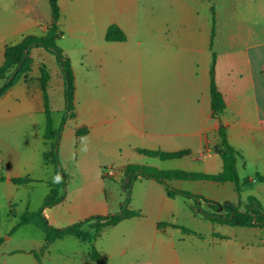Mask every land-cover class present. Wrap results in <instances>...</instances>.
Listing matches in <instances>:
<instances>
[{
  "label": "crops",
  "instance_id": "1",
  "mask_svg": "<svg viewBox=\"0 0 264 264\" xmlns=\"http://www.w3.org/2000/svg\"><path fill=\"white\" fill-rule=\"evenodd\" d=\"M41 1L0 0V64L6 47L18 44L27 36L46 34L52 22L51 11L42 8ZM124 2L141 4V0ZM111 4L115 5L114 2ZM159 6L162 9L156 10L158 17L165 18L166 22L187 24V28H174L172 32V39L183 37L182 41L187 45L180 46L179 40H175L172 45L158 46L155 52L150 50L159 86L156 95H129L128 101L123 100L122 110L109 113L105 118L97 116L98 107L93 106L86 113L89 121L81 125L88 130L85 137H106L108 149L113 154L118 153L120 167L138 164L132 159L137 158L133 154L144 156L140 150L189 151L180 159L162 162H168L169 167L162 164L155 167L164 171L217 175L223 165L215 148L220 142L219 128L223 126L229 144L240 154L236 164L239 179H248L249 183L242 186L240 193L233 183L218 184L206 180H176L173 181L177 185L175 189L219 204L231 202L239 208L246 207L241 206L245 203H240L244 195L264 205V181L258 178H264V0H157ZM59 8L61 12V0ZM212 10L216 15L213 41ZM195 22L197 29L192 26ZM213 52L216 55L215 82L226 103L219 119H214L211 114ZM32 71L27 79H20L0 97V122L12 123L25 116L34 119L31 121L33 130L36 118L41 121L44 118L46 125L40 74L36 79L31 78ZM34 81L35 85L30 87V82ZM50 82L51 74L47 87L51 109ZM62 88L63 83H60L57 89L61 92ZM4 163L0 158V238L3 239L0 264H122L125 258L123 264H264V236L259 227L229 226L203 217L200 219L194 209L185 212L186 209L172 208L176 199L168 197L167 193L166 198H161L165 205L151 209L156 220L148 224L136 223L132 240L129 239L132 249L142 250L149 246L151 253L147 256L127 258L128 248L122 246L117 249L119 253H99L98 259L93 260L92 252L98 251L90 241L84 243L67 236L47 245L43 232L42 235L29 232L24 229L28 225L11 232L18 220L17 215L9 213V199L19 188L12 179L29 178L27 175L32 171L23 165L32 164L29 158H24L23 163L10 159L6 168ZM44 212L48 217L47 210ZM181 212L200 228H186L185 224L170 220H175ZM4 218L9 226H3ZM146 227L152 232L148 234ZM183 229H191L192 233H184ZM66 238L77 240L76 251L50 252L56 242H69ZM81 244L90 245V251H83Z\"/></svg>",
  "mask_w": 264,
  "mask_h": 264
},
{
  "label": "rangeland",
  "instance_id": "2",
  "mask_svg": "<svg viewBox=\"0 0 264 264\" xmlns=\"http://www.w3.org/2000/svg\"><path fill=\"white\" fill-rule=\"evenodd\" d=\"M124 1L131 0H61L62 17L59 26L63 35L56 45L69 59L74 74L73 102L76 117L65 119L67 115L65 87L55 55L43 48H33L30 56L34 66L30 77L36 79L42 67L50 72L49 76L51 74L49 95L53 100L51 112L54 138L44 139L46 126L44 118L43 121L35 119L34 130L31 127V121L34 119L29 120L25 116L18 117L12 123L0 122V158L5 161V168L10 159L13 161L18 159L23 163L24 158H29V163L33 165H23L25 169L32 171L27 177L33 181L19 185L18 192L9 199V209L14 206L17 220L25 210L38 211L52 186L58 189L59 196L63 195L64 199L46 208L48 217L45 212L44 214L49 223L57 228L67 227L92 216L114 214L122 209L138 213L139 216L107 228L99 238L90 241L98 255L99 253L104 255L109 251L119 253L117 249L127 246L128 258L137 255L147 256L151 253L149 246L142 250L137 247L132 249V246H129V239L132 240L131 235L136 223L148 224L156 220V214L151 209L165 205L161 199L162 196L166 198L165 187L142 177L129 184L124 174L125 167L119 166L118 153L113 154L112 150L108 149L106 137L102 138L100 135L98 138L90 135L79 137L76 132L78 129L86 128L81 125L89 121L86 113L93 106L98 107L97 116L105 118L109 113L122 110L123 100L128 101L126 97L129 95H156L159 89L156 67L150 60L149 52L150 50L155 52L158 46L172 45L175 40H179L180 46L187 45L182 41L183 37L178 40L172 39L174 28L182 30L183 26L187 28V24L166 22L165 18L158 17L156 10L160 6L157 7V0H141L139 5L127 4ZM111 2L115 5L113 6ZM40 6L46 10L50 9L48 0H42ZM111 23L118 24L124 30L127 36L125 41L106 42L105 32ZM192 26L197 29L198 23H192ZM33 83L35 81L30 82V87L35 85ZM60 83H63L61 92L57 89ZM79 111L80 116H77ZM53 146L66 180H59L54 165L44 162V153L51 152ZM133 155L137 158L132 160L138 162L133 165L149 168H154L157 164H162L163 167L170 166L168 162L162 163L163 161L158 158L144 154ZM154 169L159 170L156 167ZM173 181L166 182L171 189L177 186ZM175 199L172 208L186 209L185 212H188L187 209L196 210L195 199L183 196H176ZM199 203L203 211L213 212L204 200H199ZM240 203H245L241 206H246L240 210H258L264 218V205L259 201L256 203L244 195ZM6 204L5 200L4 212L7 209ZM216 211L222 215L226 214L224 210ZM185 212L176 215L175 220H170L176 224H185L186 228L197 227V223L194 225ZM198 217L202 219L200 214ZM9 220L13 218L9 217ZM7 224L5 222L3 226ZM257 227L260 228L261 236H264V227L261 225ZM24 229L42 235V232L33 225H28ZM146 229L148 234L152 232L150 227ZM66 239L69 242L66 244L56 242L50 252L76 251L77 240ZM85 249L90 251V245L85 244L83 251ZM125 260L126 258L122 264Z\"/></svg>",
  "mask_w": 264,
  "mask_h": 264
},
{
  "label": "trees",
  "instance_id": "3",
  "mask_svg": "<svg viewBox=\"0 0 264 264\" xmlns=\"http://www.w3.org/2000/svg\"><path fill=\"white\" fill-rule=\"evenodd\" d=\"M49 6L51 11L52 22L49 25L47 32L44 36H27L23 38L18 44L6 47L4 51V60L0 64V97L4 95L13 85H15L20 79H27L32 69L31 50L33 48H43L44 50L55 55L57 63L61 69V74L65 87V119H72L76 117L74 107V74L70 65V61L63 54L62 50L56 45L63 35L59 26L61 19V12L59 8V0H49ZM216 15L212 10V41L215 36ZM106 42H123L126 40L125 33L116 24L108 26L105 33ZM215 66L216 55L212 53V62L210 67V99H211V114L214 119L224 113L226 109V103L223 94L219 90L215 82ZM39 84L43 93L44 99V114L46 119L44 139L51 140L54 138L53 133V121L52 112L49 105V97L47 94L48 82L50 79L49 72L42 67L40 71ZM88 133L86 128L78 129L76 135L79 137L85 136ZM219 145L215 148V151L222 160V171L217 175H208L201 173H185L181 171H159L154 168L138 165H127L124 168V174L130 184L137 178H145L155 181L165 187L168 197L175 198L176 196H183L187 198L195 199V212L200 214L203 219L213 223L239 226V227H251L262 226L264 227V218L261 212L258 210H240L238 205L231 202H224L222 204L215 203L202 196L193 195L188 192H184L177 189H171L167 186L169 180H183V181H211L218 184L233 183L236 187L237 193H240L242 186L249 183L248 179L240 180L237 172V159L240 154L229 144L226 135V129L222 126L219 128ZM53 152V155L51 153ZM141 154L151 158H158L162 161L180 159L188 154L189 151L178 152H164V151H151L140 150ZM50 153V154H49ZM54 156V157H53ZM51 158V160H49ZM44 162L46 164L52 163L54 165V171L59 180L65 179L66 175L63 172L56 156L54 146L51 152L44 153ZM49 160V161H48ZM260 180L264 181V178L258 176ZM32 180L29 178H13L12 182L17 185L29 183ZM65 182V181H64ZM64 199V196H59L58 189L51 187L49 195L45 198L42 207L35 212L24 211L19 215L17 225L11 230L33 225L39 229L46 237V243L51 244L56 240L62 239L67 236H73L81 242H89L95 240L101 236V234L121 221L131 219L139 216L138 213L132 211H126L124 209L114 214L105 216L97 215L92 216L84 221L77 222L63 228H57L51 225L44 214L46 208L54 206L60 203ZM199 200H204L213 209V212L208 213L202 210ZM251 200L258 203V201L251 197ZM13 205L10 207V215L16 216L13 209ZM224 210L225 215H222L216 210ZM184 233H192L190 230L183 229ZM3 243V239L0 238V245ZM93 260L98 259V253L93 251Z\"/></svg>",
  "mask_w": 264,
  "mask_h": 264
}]
</instances>
